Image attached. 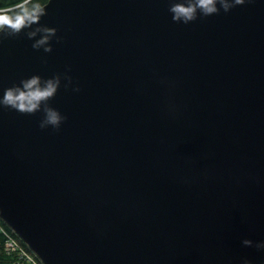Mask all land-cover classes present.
I'll list each match as a JSON object with an SVG mask.
<instances>
[{
	"label": "water",
	"instance_id": "obj_1",
	"mask_svg": "<svg viewBox=\"0 0 264 264\" xmlns=\"http://www.w3.org/2000/svg\"><path fill=\"white\" fill-rule=\"evenodd\" d=\"M169 7L49 0L0 42V98L61 76L59 130L0 108V219L43 264H264L242 243L264 242V0L187 25Z\"/></svg>",
	"mask_w": 264,
	"mask_h": 264
},
{
	"label": "clouds",
	"instance_id": "obj_2",
	"mask_svg": "<svg viewBox=\"0 0 264 264\" xmlns=\"http://www.w3.org/2000/svg\"><path fill=\"white\" fill-rule=\"evenodd\" d=\"M250 2V0H248ZM31 0H22L13 8L0 9V42L4 39L18 37L24 30L32 29L34 25H39L41 17L45 14L39 5L29 7ZM246 0H170L169 12L172 14L173 22L185 25L194 22L198 14L208 17L219 14L222 9L228 13L237 6H243ZM219 6V7H218ZM27 38L32 40L38 35L40 39L35 40L33 49L43 48L45 53L52 52V48L47 46L52 37L56 36V29L48 27H35L34 30L27 31ZM67 89L72 84L70 76L65 75ZM61 86V76L57 74L53 78L42 79L39 75H33L28 79H22L19 85H14L4 90L0 98V108H8L21 114L35 115L37 112L43 113V118L39 122V128L45 130L52 127L59 130L61 124L66 121L59 111L49 105ZM79 92L80 89L74 88ZM245 247H255L258 251H264V242L253 244V241L243 240ZM243 264H251L245 259Z\"/></svg>",
	"mask_w": 264,
	"mask_h": 264
},
{
	"label": "trees",
	"instance_id": "obj_3",
	"mask_svg": "<svg viewBox=\"0 0 264 264\" xmlns=\"http://www.w3.org/2000/svg\"><path fill=\"white\" fill-rule=\"evenodd\" d=\"M49 0H31V3L28 5L32 7L33 5H39L40 7L45 5ZM22 0H0V9H9L13 8L18 3H21ZM9 238H14L22 246L27 249L24 241L16 234L14 231L0 219V264H18L19 257L18 254L7 248V241Z\"/></svg>",
	"mask_w": 264,
	"mask_h": 264
},
{
	"label": "built area",
	"instance_id": "obj_4",
	"mask_svg": "<svg viewBox=\"0 0 264 264\" xmlns=\"http://www.w3.org/2000/svg\"><path fill=\"white\" fill-rule=\"evenodd\" d=\"M7 248L18 254L20 259L18 264H43L40 258L28 246L26 249L14 238L8 239Z\"/></svg>",
	"mask_w": 264,
	"mask_h": 264
}]
</instances>
